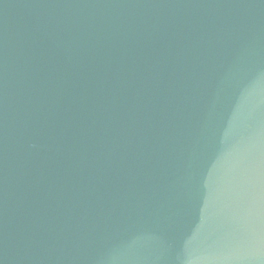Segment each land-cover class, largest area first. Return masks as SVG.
<instances>
[{
	"label": "water",
	"instance_id": "obj_1",
	"mask_svg": "<svg viewBox=\"0 0 264 264\" xmlns=\"http://www.w3.org/2000/svg\"><path fill=\"white\" fill-rule=\"evenodd\" d=\"M0 264H264V0H0Z\"/></svg>",
	"mask_w": 264,
	"mask_h": 264
}]
</instances>
